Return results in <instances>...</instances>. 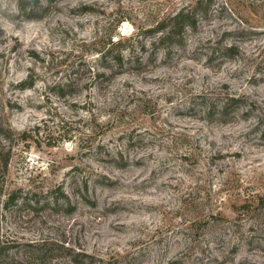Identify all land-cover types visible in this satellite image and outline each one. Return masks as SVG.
Returning a JSON list of instances; mask_svg holds the SVG:
<instances>
[{
    "label": "rangeland",
    "instance_id": "374dc122",
    "mask_svg": "<svg viewBox=\"0 0 264 264\" xmlns=\"http://www.w3.org/2000/svg\"><path fill=\"white\" fill-rule=\"evenodd\" d=\"M201 1L0 0V264H264V0Z\"/></svg>",
    "mask_w": 264,
    "mask_h": 264
},
{
    "label": "trees",
    "instance_id": "16d2710c",
    "mask_svg": "<svg viewBox=\"0 0 264 264\" xmlns=\"http://www.w3.org/2000/svg\"><path fill=\"white\" fill-rule=\"evenodd\" d=\"M49 2L50 4L53 1L56 0H18L19 2V7L22 11L23 14L26 16H30L32 11L28 12V7L30 5L32 6H42L43 2ZM202 1L197 0L195 5L192 7V9H181L177 13L171 15L170 17L166 18L164 22L160 25L158 28V31L161 34L160 40L161 41H171L173 45L176 46V43H181L180 39H182V35L184 31L189 28V27H195L196 25V19L197 16L199 15V11L203 10L202 9ZM120 41L119 42H113L112 45L115 47L120 46ZM121 48V47H119ZM13 199L10 198V201Z\"/></svg>",
    "mask_w": 264,
    "mask_h": 264
}]
</instances>
